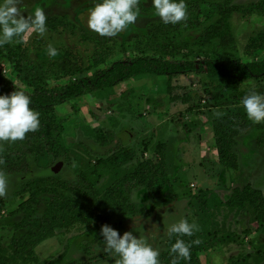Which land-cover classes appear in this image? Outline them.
I'll return each instance as SVG.
<instances>
[{
    "label": "rangeland",
    "instance_id": "1",
    "mask_svg": "<svg viewBox=\"0 0 264 264\" xmlns=\"http://www.w3.org/2000/svg\"><path fill=\"white\" fill-rule=\"evenodd\" d=\"M92 3L93 0H24L25 16L33 7L41 6L46 16L66 17L67 27L57 33L47 30L43 37L31 33L21 43L0 47L3 73L13 75V66L4 59L10 48L23 51L32 60L66 61L68 58L85 67L95 52L109 54L106 62L109 64L143 53L160 54L158 45L168 47L167 58L264 59V48L260 47L264 36V0H186L187 12L192 5H197V9L187 15L186 21L177 24L163 23L153 14L151 0H139L141 16L135 25L116 37H102L88 28ZM227 11H232L229 22L233 44L222 47L219 40L210 36V31ZM161 26L169 28L166 35L154 33ZM100 39L104 40L102 45L98 43ZM49 44L57 49V56L48 55ZM95 70L88 69L84 74L91 75ZM69 80H52L49 84L54 87ZM250 90L264 93V79L234 83L199 74L173 78L142 76L57 106L52 116L57 125L53 132L56 143L48 151L42 148L38 155H27V173L5 172L8 184L5 195L0 196V244L7 247L13 238L21 241L26 235V229H17L15 225L23 217L20 207L35 193H38L37 217L44 215L47 201L56 193L74 198L58 186V181L84 186L88 182L97 190L96 203H105L109 188L131 176L141 162L156 160L155 147L166 143L169 183L161 196L150 197L145 187L128 191L136 213L110 216V226L120 234L136 229L138 232L134 231V235L142 233L161 253L168 237L165 224L183 216L206 231L202 226L206 221L209 222L208 236L218 234L221 239L222 234L231 233L235 242L229 243L243 247L257 242L254 254L264 264V235L256 236L258 228L251 208L246 206L242 212H236L220 204L228 200L235 187L250 185L264 193V147L258 144L260 139L264 140V131L252 130L236 139L233 147L239 161L236 172L225 170L219 164L214 133L215 121L229 110L245 113L240 101ZM173 96L188 97L190 101L174 102ZM103 141L106 145H102ZM15 144H22L26 150L23 140L21 143L0 141V157L11 152ZM119 147L132 148L138 156L118 170L104 160ZM4 162L0 159V167H5ZM40 179H48L49 184L31 192L21 191L25 184ZM156 203L159 206H154ZM88 205L95 206L91 202ZM96 235L93 227L85 225H76L68 232L58 229L55 237L59 245L51 253L42 247L52 238L36 246L34 254L20 256L8 250L4 258L6 264H115L118 257L104 252L103 245L93 242ZM70 238L73 241L64 254ZM223 246L219 243L214 246L213 264H230L223 254ZM36 255L38 262L34 260Z\"/></svg>",
    "mask_w": 264,
    "mask_h": 264
},
{
    "label": "trees",
    "instance_id": "2",
    "mask_svg": "<svg viewBox=\"0 0 264 264\" xmlns=\"http://www.w3.org/2000/svg\"><path fill=\"white\" fill-rule=\"evenodd\" d=\"M256 7V6H255ZM197 5H192L187 12L190 16L196 11ZM232 11L223 13L216 27L211 28L210 36L219 40L222 47H229L233 44L231 26L229 17ZM47 29L50 32H60L62 28L67 27L66 17L46 16ZM168 27V26H167ZM169 28L161 26L155 29V34H167ZM209 33V31H207ZM261 48H264V36L261 37ZM103 39L98 43L102 45ZM160 54H140L132 58H124L107 64L109 54L94 53L88 59V67L78 65L66 58V61L54 60H32L29 55L23 51L8 50L4 59L13 66L12 76L9 77L3 73L0 68V94H10L17 90L24 91L30 96V107L40 113V126L35 132L26 134V150L23 145H13L11 152L0 157L4 159V166L0 170L4 172L19 171L27 173L29 171L27 155H38L40 149L48 151L56 143L53 132L57 130V125L52 116L55 109L65 103L73 102L87 95L96 94L101 91L112 89L121 83L142 76H156L173 78L182 75L199 74L207 75L222 80L242 83L245 81H261L264 79V59L241 61L237 59L220 58H202L192 60L186 58H167L170 54L168 47L158 45ZM105 65L104 68L97 67ZM88 69H96L91 75H85ZM69 78L67 83L59 86H50V81ZM172 101L182 100L183 103L190 101L188 97L173 96ZM252 130H263L264 122L253 123L246 114L238 109H231L226 115L218 118L214 123V133L216 138V148L218 152V162L225 170L236 172L239 169L238 156L233 150L236 139ZM22 140H19L21 143ZM44 142V144H43ZM263 145L264 140L258 141ZM102 145H106L103 141ZM39 148V149H38ZM153 154L156 160H145L135 169L133 174L116 182L113 187L107 190L105 203H96L97 190L90 183L84 186L81 183L73 184L71 182L58 181V186L70 192L74 198H67L56 193L47 201V209L42 217H37L38 209L35 205L38 203L37 195L24 202L20 207V213L23 214L22 220L15 225L17 229H26L27 233L23 239L13 238L11 244L7 247L0 244V264L8 263L4 258V253L8 250L26 256L32 254L36 246L55 237L58 229H64L66 232L76 225H85L93 227L97 235L93 242L103 245V237L100 235L101 226L110 225V216H120L131 212L136 213V207L129 201L128 191L145 187L148 195L152 198L161 196L162 190L169 183L168 163H167V144L160 143L155 147ZM137 153L134 149L128 147H119L116 149L104 163L109 164L113 169H122L130 162L136 160ZM22 164L26 167H16ZM49 184L48 179H40L32 183H27L22 187V192H31L36 188ZM83 201V202H82ZM94 203L91 207L88 203ZM222 207L236 212H242L243 208L248 206L252 211L254 222L259 224L258 234L264 233V193L250 185L242 188L235 187L228 200L220 201ZM154 206H159L156 203ZM192 223L189 218H185ZM202 223L203 228L209 231V222ZM208 227V228H207ZM198 226V231L192 237L180 236L175 234L166 239V248L160 253L161 264H170L174 254H170L171 244L177 238L188 241L199 240L200 244H193L190 249V259H179L178 264H209V254L214 246L228 244L233 241L234 235L225 233L208 236V232ZM263 231V233L261 232ZM264 235V234H263ZM209 238V239H207ZM70 238L66 245V254L68 247L72 243ZM235 242V241H233ZM254 244V243H253ZM27 245V246H25ZM29 248V250H26ZM31 250V251H30ZM256 250V249H255ZM34 254V253H33ZM254 252L250 255L238 259L234 264H261L256 258ZM258 259V260H257ZM38 262V257L34 259ZM242 260V261H241Z\"/></svg>",
    "mask_w": 264,
    "mask_h": 264
},
{
    "label": "clouds",
    "instance_id": "3",
    "mask_svg": "<svg viewBox=\"0 0 264 264\" xmlns=\"http://www.w3.org/2000/svg\"><path fill=\"white\" fill-rule=\"evenodd\" d=\"M88 12V28L102 37H116L122 31L135 25L141 16L139 0H93ZM154 15L165 24H177L187 20L186 0H151ZM27 6L24 0H0V47L5 44L21 43L24 38L35 33L43 37L47 32L45 9L35 6L25 16ZM48 55L57 56V49L49 44ZM247 118L253 123L264 122V93L250 90L240 101ZM31 99L22 90L10 94H0V141L15 142L23 140L26 134L35 132L40 126V113L30 107ZM8 184L6 173L0 170V196L5 195ZM169 239L192 237L198 231L195 222L189 223L181 216L165 224ZM134 231L120 234L108 224L101 226L103 251L115 257V264H161L160 251L154 248L142 233ZM200 241H188L177 238L169 249L174 254L170 264H178L179 259H190V249Z\"/></svg>",
    "mask_w": 264,
    "mask_h": 264
},
{
    "label": "crops",
    "instance_id": "4",
    "mask_svg": "<svg viewBox=\"0 0 264 264\" xmlns=\"http://www.w3.org/2000/svg\"><path fill=\"white\" fill-rule=\"evenodd\" d=\"M255 223H257V222H255ZM258 227H259V224H257V228ZM243 232H244V230H243ZM257 235H258V233L256 234V236ZM259 235H263V234H259ZM50 240L51 241L47 244V246H45V247L43 246L42 247L43 250L45 252H48V253H51L59 245V242L57 241L56 237L55 238H52ZM230 244H233L234 247L230 246ZM227 246H229V248ZM225 247H227V248H225ZM223 248H224L223 249V254L226 256L227 261L230 262V264H234L233 262H236L238 259H243V257L247 256L248 254L250 255L252 252H254V250L257 248V242H254V244H251L248 247L247 246H244V247L243 246H238L237 244L229 243V244L224 245ZM235 253H237V254H235ZM213 254H214V252L212 250L210 252V254H209V262L211 264H213V262H214L213 261V259H214L213 258ZM39 261L42 262L41 260H39Z\"/></svg>",
    "mask_w": 264,
    "mask_h": 264
}]
</instances>
